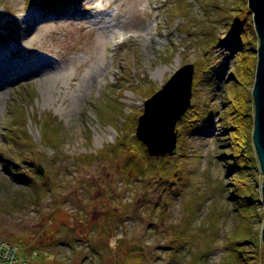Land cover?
Segmentation results:
<instances>
[{
    "label": "rangeland",
    "instance_id": "374dc122",
    "mask_svg": "<svg viewBox=\"0 0 264 264\" xmlns=\"http://www.w3.org/2000/svg\"><path fill=\"white\" fill-rule=\"evenodd\" d=\"M44 1L2 0L0 7V146L17 97L50 183L39 205L0 201V240L18 243L21 253L49 252L35 254L31 264H264L260 161L253 154L249 179L258 184L261 218L243 250H233L239 218L232 162L240 151L223 139L235 101L251 120L246 141L256 152L259 38L248 0H69L62 8ZM202 58L192 95L199 121L185 141L187 159L180 157L173 173L181 172L175 196L174 176L147 182L136 176L124 144L140 145L136 126L145 100ZM45 113L63 123L61 148L42 143L33 116ZM243 150L248 155L246 144ZM9 164L0 157L3 195L26 186ZM120 230L124 235L112 244ZM238 251L245 261L232 256Z\"/></svg>",
    "mask_w": 264,
    "mask_h": 264
},
{
    "label": "trees",
    "instance_id": "16d2710c",
    "mask_svg": "<svg viewBox=\"0 0 264 264\" xmlns=\"http://www.w3.org/2000/svg\"><path fill=\"white\" fill-rule=\"evenodd\" d=\"M45 1L44 5L47 7L62 8L69 4V0ZM1 5L2 0H0V7ZM239 32L240 30L237 29L236 33ZM202 62L203 58L202 60L196 62L197 75L201 73L200 65ZM240 62L241 61L239 60L238 64ZM198 77L199 76L194 79V88L197 86ZM235 78L238 82H241L239 77ZM31 93L33 94V92ZM31 93L28 94L30 95V99L33 97ZM230 102L231 117L223 127L224 131H230V133H228V135L223 139L227 142V146L232 147L233 150H236L237 148L240 151L237 156L235 154L234 161L232 162V172H236V174L232 176L231 191L233 193V198L237 200V204L235 205L236 216L239 218L236 228L237 230L234 234V237L237 239L235 241L236 248L233 250H243L242 245L251 239L249 232L253 228L256 217L261 218L256 205V202H259V193L257 191L258 184L255 180L251 182L249 179V170L253 168L252 166H255L253 154L257 155V153H251V151H249V149H251L250 146H253V142L251 144L249 141H246L247 134L244 126L245 122L248 125V121L251 120L245 121L247 116L244 110L238 111L240 110V107L234 103L235 101ZM196 106L198 107L197 102H194L191 110L184 117V125L179 128V136L183 141L179 144L180 152L177 153L176 158H170L167 156L154 158L147 153L145 145L140 141V145H137L134 142L124 144V152H128L130 154L127 156V162L133 167L132 169L134 170V173L142 182H147L154 176L157 177L158 180L165 179L167 177L172 178V176H174L173 173L181 169L178 159L180 157L186 158L189 154V148L186 147L187 142L185 144V141H189V132L195 129V122L198 120L199 113ZM9 109L12 114V118L8 122L7 127H5L4 142L2 143V146H0V157L7 163L13 165H6V168L9 169L13 176L20 179V181H22V183L26 186L25 188L17 189L16 193L8 192L3 195L0 192V201L4 199L6 202L5 205L13 208H23L28 204L39 205L42 199L41 196L43 188L50 184L47 178L42 177L43 170L36 163L37 158L41 159V150L29 131L26 112L24 111L23 105L18 103L17 97H14L11 101ZM33 117L41 126L42 143L45 146L54 149L61 148L65 139L62 128L63 123L55 116L48 113L42 114L41 116H35L34 114ZM129 117H131V114H129ZM244 144L248 146V155L243 154ZM110 146L105 145L104 147L108 149ZM106 149H102V151H106ZM96 155L98 156V153ZM180 173L174 176L176 179L174 181L176 188L174 189L173 194L175 196L180 194V188L176 182L177 179H179ZM35 176L38 177V179L35 178ZM46 188L50 192H53L50 187ZM169 194L170 197H174L172 192H169ZM169 204V201H166L165 206ZM249 225L251 226L249 227ZM232 256L239 261H245L247 259L246 255H244V252L242 251L233 252Z\"/></svg>",
    "mask_w": 264,
    "mask_h": 264
},
{
    "label": "water",
    "instance_id": "95a60500",
    "mask_svg": "<svg viewBox=\"0 0 264 264\" xmlns=\"http://www.w3.org/2000/svg\"><path fill=\"white\" fill-rule=\"evenodd\" d=\"M248 5L253 13L259 38L253 89L255 105L253 140L264 176V0H248ZM194 70L193 63L183 65L158 91L145 100L144 111L138 118L136 136L146 145L150 155L155 157L175 155L178 140L176 126L191 105ZM262 197L264 203V179Z\"/></svg>",
    "mask_w": 264,
    "mask_h": 264
},
{
    "label": "built area",
    "instance_id": "2783aa9c",
    "mask_svg": "<svg viewBox=\"0 0 264 264\" xmlns=\"http://www.w3.org/2000/svg\"><path fill=\"white\" fill-rule=\"evenodd\" d=\"M115 238L112 243H115ZM36 252L30 255H20L19 247L7 240H0V264H29Z\"/></svg>",
    "mask_w": 264,
    "mask_h": 264
},
{
    "label": "bare ground",
    "instance_id": "6f19581e",
    "mask_svg": "<svg viewBox=\"0 0 264 264\" xmlns=\"http://www.w3.org/2000/svg\"><path fill=\"white\" fill-rule=\"evenodd\" d=\"M45 68H46V67H44V69H45ZM13 69H17V67H15V68L13 67ZM56 69H57V68H55V70H56ZM17 71H18V70H17ZM17 71H16V72H17ZM18 74H21V72H19Z\"/></svg>",
    "mask_w": 264,
    "mask_h": 264
}]
</instances>
